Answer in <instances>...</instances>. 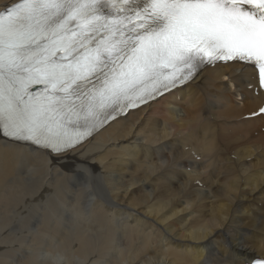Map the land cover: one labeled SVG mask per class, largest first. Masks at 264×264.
<instances>
[{"label": "bare ground", "instance_id": "1", "mask_svg": "<svg viewBox=\"0 0 264 264\" xmlns=\"http://www.w3.org/2000/svg\"><path fill=\"white\" fill-rule=\"evenodd\" d=\"M258 89L253 67L220 63L62 156L0 135V264L264 255V118H246Z\"/></svg>", "mask_w": 264, "mask_h": 264}, {"label": "snow or ice", "instance_id": "2", "mask_svg": "<svg viewBox=\"0 0 264 264\" xmlns=\"http://www.w3.org/2000/svg\"><path fill=\"white\" fill-rule=\"evenodd\" d=\"M229 62L264 91V0H14L0 9V135L62 156Z\"/></svg>", "mask_w": 264, "mask_h": 264}, {"label": "rangeland", "instance_id": "3", "mask_svg": "<svg viewBox=\"0 0 264 264\" xmlns=\"http://www.w3.org/2000/svg\"><path fill=\"white\" fill-rule=\"evenodd\" d=\"M55 253H56V252H55ZM55 253H54V254L51 253L52 258H58V257H59V258H62L61 256H62L63 252H59V253L57 252V254H55ZM60 253H61V255H60ZM56 255H57V256H56ZM58 255H59V256H58Z\"/></svg>", "mask_w": 264, "mask_h": 264}]
</instances>
